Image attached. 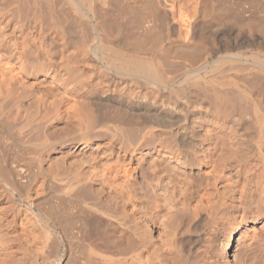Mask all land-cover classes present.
<instances>
[{"label": "bare ground", "instance_id": "obj_1", "mask_svg": "<svg viewBox=\"0 0 264 264\" xmlns=\"http://www.w3.org/2000/svg\"><path fill=\"white\" fill-rule=\"evenodd\" d=\"M0 145V264L251 263L264 0H0Z\"/></svg>", "mask_w": 264, "mask_h": 264}, {"label": "rangeland", "instance_id": "obj_2", "mask_svg": "<svg viewBox=\"0 0 264 264\" xmlns=\"http://www.w3.org/2000/svg\"><path fill=\"white\" fill-rule=\"evenodd\" d=\"M1 143H2V142H1ZM3 143H4V142H3ZM3 143H2V144H3ZM2 144H1V145H2ZM1 145H0V146H1ZM5 145H7V143H5V144H3V145L1 146V149L4 148V149L1 150V151L4 152V153H6V157H7V158H10L11 155H12L11 153L14 152V151H13V152L11 151L12 148H13V145L10 144L12 147H10V145H8L9 148H7V146H5ZM5 147L7 148L6 150H5ZM10 149H11V150H10ZM9 150H10L11 152H10ZM5 151H6V152H5ZM7 151H8V152H7ZM4 153H3V154H4ZM7 154H8V156H7ZM10 154H11V155H10ZM4 155H5V154H4ZM258 247H259V246H258ZM258 247H254V248H253L254 250H253L252 252H250V255H251V256H249V257H250V260L253 262V260H256V259H257V260L255 261L256 264H257V263H258V264H264V252H263V251H264V245H263V248H262V245L259 247L260 251H259ZM261 251H262V254L260 253ZM255 253H256L257 255H256ZM252 254H253V255H252ZM255 256H256V257H255ZM257 257H258L259 259H258ZM262 257H263V258H262ZM254 258H255V259H254ZM248 259H249V258H248ZM262 260H263V261H262ZM252 262H251V263L249 262V264H252ZM255 262H253V264H254Z\"/></svg>", "mask_w": 264, "mask_h": 264}]
</instances>
